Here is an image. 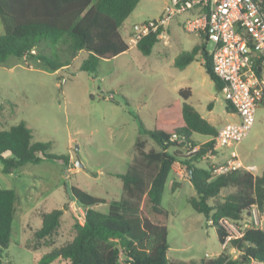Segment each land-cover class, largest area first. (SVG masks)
Instances as JSON below:
<instances>
[{
  "label": "rangeland",
  "instance_id": "obj_1",
  "mask_svg": "<svg viewBox=\"0 0 264 264\" xmlns=\"http://www.w3.org/2000/svg\"><path fill=\"white\" fill-rule=\"evenodd\" d=\"M164 3L169 0H141L121 29L123 38L128 39L134 24L158 19ZM187 15H177L169 25L175 19L184 23ZM173 30L164 31L168 39L156 45L151 55L144 56L133 48L126 55L100 61L95 73L79 71L85 54L74 59L68 55L65 46H52L46 42L34 51L56 54L60 61L70 62L69 69L53 74L34 60L13 56L0 66V131L24 122L32 131V142L49 143L50 154L68 157L66 164L43 160L39 164H26L11 174H3L0 162V189L16 193L10 245L3 251L2 264H40L45 254L74 238V225L82 221L80 212H86L73 201L71 187L98 198L117 201L122 196V182L117 175L126 173L132 163L137 139L145 142V151L159 150L148 136L139 132V123L152 129L155 118L149 112L138 114L137 106L141 107V102L147 101L153 110L170 102L173 96L165 90L168 76L181 73L174 66L175 59L192 51L196 44H205L208 52L213 49L211 43L205 42L203 37L195 38L181 25ZM3 32L0 21V35ZM167 41L172 42V46L165 44ZM192 67V78L198 86L195 106L205 118H212L216 128L226 120L232 121L226 114V102L221 92L205 72L201 54ZM111 94L114 100L108 99ZM125 99L134 100L136 105L127 104ZM210 103L213 107L209 113ZM196 139L199 141L194 142L201 147L200 142L207 138L197 135ZM226 150L239 155L240 169L262 175L264 106L258 110L247 138ZM177 151L189 156L188 149ZM78 158L84 169L76 166ZM225 164L223 160L209 157L200 160L196 166L210 167L215 175L214 170ZM179 177L180 180L173 184V175H169L162 197V207L169 213L168 258L181 261L209 259L222 252L216 229L208 225L204 216L195 212L189 203L195 197V190L189 182L186 167ZM231 191L221 192L210 204L222 201ZM65 205L66 211L56 234L51 239L36 241L34 234L41 227L43 216ZM98 209L106 211L105 206ZM259 227L264 230V213ZM225 249L231 257L237 255L230 252L229 244ZM51 264L67 262L57 259Z\"/></svg>",
  "mask_w": 264,
  "mask_h": 264
},
{
  "label": "trees",
  "instance_id": "obj_2",
  "mask_svg": "<svg viewBox=\"0 0 264 264\" xmlns=\"http://www.w3.org/2000/svg\"><path fill=\"white\" fill-rule=\"evenodd\" d=\"M140 1L0 0L4 31L0 35V66L11 56L34 60L51 72L69 66V61H60L56 54L34 52L38 45L46 42L65 46L72 58L81 51L88 53L79 71L95 73L101 60L113 59L129 50L120 29ZM157 43L158 35L150 34L138 42L137 49L149 56ZM199 53L207 75L220 91L223 83L212 71V56L205 44L179 55L175 67L184 68ZM262 71H257L259 77ZM189 97V90H181L179 98L182 101L176 100L160 108L155 113L151 130L139 123L140 134L148 136L159 150L146 152L145 142L137 139L132 163L126 173L117 175L122 182L119 200L98 198L71 187L73 201L86 210L85 221L74 225L75 236L70 242L45 254L40 264H51L57 259L67 264H264V230L254 226L241 238L227 242L239 253L237 258L231 257L226 249L216 258L200 261L168 258L169 213L162 207V197L176 162L186 167L195 190V197L189 201L191 207L211 222L221 245L229 236L219 224L221 219L242 220L250 215L254 206L260 214L264 213V172L256 176L239 168L214 175L212 168L196 166L203 156L215 152L211 140L189 156L177 151L188 143L196 146L192 139L194 134L214 138L218 133L191 105L183 102ZM225 102L227 112H234L231 104ZM173 135L179 136V141H172ZM32 141V131L24 122L0 131L3 174L43 160L68 162V157L50 154L49 143ZM227 190L232 191L222 201L210 204ZM15 203L13 190L0 189V264L3 251L10 245ZM101 206L106 207L105 212L98 209ZM66 207L43 216L42 225L34 234L36 241L51 239L56 234Z\"/></svg>",
  "mask_w": 264,
  "mask_h": 264
},
{
  "label": "built area",
  "instance_id": "obj_3",
  "mask_svg": "<svg viewBox=\"0 0 264 264\" xmlns=\"http://www.w3.org/2000/svg\"><path fill=\"white\" fill-rule=\"evenodd\" d=\"M181 14H188L183 25L185 31L204 36L213 45L212 71L223 83L220 92L239 121L225 124L211 141L214 151L230 148L247 138L255 123L256 110L264 103V82L257 74L264 68V0H169L165 15L132 26L129 43L137 45L150 34L162 37L169 22ZM108 99L114 100V95ZM179 139L177 135L171 138ZM199 148L190 143L184 147L188 155ZM240 167L237 154L231 152L226 164L214 172L220 175ZM80 213L83 224L85 213ZM260 217L254 206L242 220L221 219L219 224L229 235L224 245L232 238H241L247 229L259 227Z\"/></svg>",
  "mask_w": 264,
  "mask_h": 264
},
{
  "label": "crops",
  "instance_id": "obj_4",
  "mask_svg": "<svg viewBox=\"0 0 264 264\" xmlns=\"http://www.w3.org/2000/svg\"><path fill=\"white\" fill-rule=\"evenodd\" d=\"M168 5H169V3H164V6H163V13L161 14V16L160 17H162L163 15H165V13L167 12V8H168ZM159 17V18H160ZM175 18V17H174ZM173 18V19H174ZM187 18V17H186ZM1 21V20H0ZM125 24V23H124ZM124 24H123V26L121 27V29L124 27ZM182 26V28L184 29V27H183V25H184V23L183 22H180L178 19H175L170 25L168 24V26H167V28H166V30L168 29L169 30V32H171V30L172 31H174L173 29H175V27H179V26ZM121 29H120V32H121ZM122 35V34H121ZM132 36V31H130V33H129V35H128V39L127 40H125L124 38V40L127 42V44L129 45V50L128 51H126V52H124V53H122V54H120V55H126V54H128L129 52H130V50H132L133 48L134 49H137V45H132V44H130L129 43V39H130V37ZM195 38H198V39H201L202 37L204 38V36H197V35H193ZM123 37V36H122ZM158 39H159V43L162 41V40H167L168 38H167V36L166 35H163L162 37H158ZM159 43H157L156 45H158ZM165 44H167L168 46H172V42H170V41H167V42H165ZM155 45V46H156ZM200 45H202V44H196V45H194L193 46V49L195 48V47H197V46H200ZM155 46H154V48H155ZM153 48V49H154ZM138 50V49H137ZM153 51V50H152ZM35 52V51H34ZM85 54V55H84ZM79 55H84V58H83V61L88 57V53H86V52H79L75 57H74V59H76ZM119 55V56H120ZM151 55V54H150ZM200 55V53L195 57V60L193 61V62H191L190 64H188L187 66H185L184 68H179L180 70H181V73H180V75H178V76H176V75H169L168 76V78H169V80L167 81L168 83H167V86H166V88H165V90H166V92H169L172 96H173V99L170 101V102H167L165 105H163V106H156L155 107V109H153V110H151L149 107H148V104H149V102H147V101H144V102H141L142 104H141V107H139V106H137V112H138V114H140L141 112H149L151 115H153L154 117H155V113L160 109V108H162V107H164V106H166L167 104H169V103H171V102H174V101H176V100H180V98H179V92L181 91V90H189L190 91V97L186 100V101H183V102H185V103H187V104H189V105H191L200 115H201V117L203 118V119H205L211 126H213L217 131L221 128V127H223L225 124H227V123H231V122H238L239 121V118H238V116L236 115V113H235V111L234 112H231V113H229V112H227V110H226V105H225V111H226V114H227V116L228 117H230L231 118V120L232 121H229V120H226V122H222L221 123V126L219 127V128H216L214 125H213V123L211 122V119L212 118H205L202 114H201V112H200V110H199V108H197L196 106H195V104H194V96H196V94H197V91H198V86L195 84V81L193 80V78H192V76L194 75V69H193V64L196 62V58L198 57ZM118 57V56H117ZM116 58V57H115ZM115 58H113V59H115ZM73 59V60H74ZM72 60V61H73ZM71 61V62H72ZM102 61V60H101ZM175 62V61H174ZM203 65H204V60H203ZM175 66V65H174ZM71 67V64L69 65V66H66V67H63V68H61V69H59V70H57L56 72H53V74H56V73H58V72H60L62 69H69ZM206 72V71H205ZM260 78L263 80V82H264V68H263V71H262V74H261V76H260ZM178 96V97H177ZM155 100V99H154ZM180 101H182V100H180ZM125 102L127 103V104H135L136 105V102L134 101V100H132V99H125ZM261 106H264V103H262L258 108H257V110H256V114H257V112H258V110L260 109V107ZM143 107V108H142ZM212 107H213V104L212 103H210L209 105H208V107H207V109H208V112L209 111H211L212 110ZM210 113V112H209ZM147 129V128H146ZM149 130H151V129H149ZM196 136H197V134H194L193 136H192V139H193V141H199V140H197L196 139ZM198 136H201V135H198ZM201 137H206L207 139L205 140V141H202V142H200V145H203V144H205V143H207V142H209L212 138L211 137H207V136H201ZM147 152V151H146ZM232 152H235V151H232ZM231 153V152H230ZM230 153H228L227 152V150H226V148H224V149H222V150H218V151H215L214 153H213V155H205V156H203V158L202 159H205V158H212V159H218V160H223V162H226V160L229 158V156H230ZM236 153V152H235ZM237 154V153H236ZM237 156H238V161L240 162V158H239V155L237 154ZM241 163V162H240ZM185 168V166H183V165H181L180 163H178V162H176L174 165H173V168H172V171H171V173L170 174H172L173 175V184H176L175 183V180H180V177H179V174H181L182 173V171H183V169ZM75 203H77V202H75ZM208 225H210L209 224V222H208ZM227 245L228 244H226V245H221V247H222V251L227 247ZM169 248H170V246H169ZM233 250V251H232ZM232 250L230 251L231 253L233 252H235V253H237V255H233V258H237L238 257V255H239V253L236 251V250H234L233 248H232ZM221 253V251L220 252H218L217 254H215V256H212V257H210L209 259H211V258H216L219 254ZM249 264H261V263H258V262H251V263H249Z\"/></svg>",
  "mask_w": 264,
  "mask_h": 264
},
{
  "label": "water",
  "instance_id": "obj_5",
  "mask_svg": "<svg viewBox=\"0 0 264 264\" xmlns=\"http://www.w3.org/2000/svg\"><path fill=\"white\" fill-rule=\"evenodd\" d=\"M76 166H77L78 168L84 169V166L82 165V163H81V161H80L79 158L76 160Z\"/></svg>",
  "mask_w": 264,
  "mask_h": 264
}]
</instances>
